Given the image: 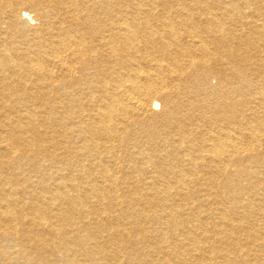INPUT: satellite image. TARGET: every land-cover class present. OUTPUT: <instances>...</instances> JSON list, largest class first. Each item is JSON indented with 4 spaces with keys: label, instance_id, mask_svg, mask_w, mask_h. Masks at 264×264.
Instances as JSON below:
<instances>
[{
    "label": "bare ground",
    "instance_id": "bare-ground-1",
    "mask_svg": "<svg viewBox=\"0 0 264 264\" xmlns=\"http://www.w3.org/2000/svg\"><path fill=\"white\" fill-rule=\"evenodd\" d=\"M0 264H264V0H0Z\"/></svg>",
    "mask_w": 264,
    "mask_h": 264
}]
</instances>
